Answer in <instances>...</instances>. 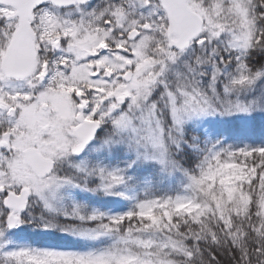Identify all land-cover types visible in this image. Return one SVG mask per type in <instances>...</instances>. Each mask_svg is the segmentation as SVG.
Segmentation results:
<instances>
[{"label":"snow or ice","instance_id":"obj_1","mask_svg":"<svg viewBox=\"0 0 264 264\" xmlns=\"http://www.w3.org/2000/svg\"><path fill=\"white\" fill-rule=\"evenodd\" d=\"M0 264H264V0H0Z\"/></svg>","mask_w":264,"mask_h":264}]
</instances>
